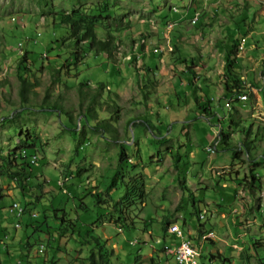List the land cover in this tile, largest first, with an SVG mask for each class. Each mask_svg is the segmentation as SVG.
Here are the masks:
<instances>
[{
  "label": "rangeland",
  "instance_id": "1",
  "mask_svg": "<svg viewBox=\"0 0 264 264\" xmlns=\"http://www.w3.org/2000/svg\"><path fill=\"white\" fill-rule=\"evenodd\" d=\"M228 2H232V8H228ZM228 2L224 5L216 0H0V150L12 151L26 137L28 143L37 139L38 149L42 148L38 157L43 159L33 168L48 180L45 198L29 206L30 214L36 216L27 212L14 217L7 207L13 201L22 205L26 199L14 190L13 182L0 178L4 189L0 195V264H23L26 259L43 264L44 258L45 264H89L91 251L97 257L93 237H110L109 244L106 240L102 244L108 254L112 244L118 246L119 255L114 258L112 249L109 261L100 264H151L142 256L161 247L155 236L162 233L163 221L175 222L180 214L183 229L174 223L169 229H179L184 238L198 247L207 264H223L221 258L228 260L225 264H264V0ZM103 3L111 14L99 23L98 35L103 36L106 28L121 29L114 31L118 45L114 60L86 47L80 51L83 58L77 63L74 43L54 15L73 8L94 11ZM175 12L187 16L174 20ZM196 13L197 22H192ZM232 38L240 41L234 49L236 54L240 53L234 67L247 80L245 86L251 96L247 94L245 100L236 98L228 109L213 84L205 85L203 80L198 87L194 84L199 75L194 68L202 70L200 76L208 72L212 77L218 69L204 70L192 64V76L181 61L192 58L199 64L198 55L206 49L213 65L221 66L222 48ZM24 53L27 64L23 65L29 72L19 64ZM132 57H136L140 71L130 65ZM146 65L151 68L148 72ZM20 74L34 83L27 102H22L19 95ZM147 79L152 86L144 98L142 87ZM191 79L195 93L189 85ZM80 83L90 86L89 90L83 88V96L79 93ZM99 83L104 85L102 90H97ZM235 101L241 102L233 108ZM115 104L118 110L114 113ZM208 104L216 111L204 117L201 111ZM53 105L61 107V113L52 110ZM89 108L96 115L86 121L83 115H89ZM223 112H228L224 120L220 119ZM115 117L117 121H113ZM103 119L117 129L118 140H113L108 131L102 137V131L95 129ZM240 124L251 127V137L257 139L254 157L258 158L247 159L240 152L231 164V149L225 150L218 144L212 154L204 150V145L218 136L220 129L233 145H239ZM120 143L126 147L132 163L140 166L142 197L124 202L126 222L118 223L117 227L122 228L119 232L113 225L102 229L96 221L105 208L96 204L93 193L104 192L109 184ZM72 159L73 163L78 161L77 167L67 166ZM212 166L217 168L211 170ZM251 167L260 174L257 188H249ZM66 173L73 176L61 187L58 181ZM180 179L190 184L189 190L202 188L193 190L191 195L183 193ZM111 191L114 198L123 192L122 188ZM53 208L58 209L59 217L65 214L66 222L62 224L66 228L59 229L61 219L53 215ZM193 208L208 211L199 221ZM233 209L236 211L231 212ZM220 212L227 214V218H221ZM111 213L117 217L112 209ZM239 216L241 219L232 223V217ZM141 219L147 220L148 225H143ZM15 222L20 226L15 228ZM131 222L133 226H128ZM220 222L226 225L221 226ZM200 223L205 229L203 234L213 232L208 237L213 239L204 241L202 249L196 236ZM142 227L148 228L149 234ZM189 230L192 237L184 235ZM5 233L9 237H4ZM242 233L246 236H240ZM3 243L9 247V254ZM139 254L142 256L135 260ZM166 261L175 264L171 258Z\"/></svg>",
  "mask_w": 264,
  "mask_h": 264
},
{
  "label": "trees",
  "instance_id": "2",
  "mask_svg": "<svg viewBox=\"0 0 264 264\" xmlns=\"http://www.w3.org/2000/svg\"><path fill=\"white\" fill-rule=\"evenodd\" d=\"M110 9L107 7L106 3L101 4L98 8H96L94 11L89 10L82 11L78 8H73L70 11H60L54 15V17H57V23L61 26H63L69 38L74 43L75 46V60L78 63L80 59L83 58V56L80 54V51L84 50V48H88L90 50L98 52H103L107 59L112 61L115 57V52L118 49L117 41H116V35L114 31L121 30L119 27H116L115 29L106 28V31L103 33V36L98 35V29L101 27L99 26V23L104 22L107 20V18L110 16ZM54 20V18H53ZM56 23V21H54ZM108 25V24H107ZM238 39H230L229 44L225 47V64H224V72L222 74L221 83L223 85L224 90V98L225 100L234 98L239 93H245L251 96L250 92L248 91L249 88L246 87L243 83L242 78H240L239 73L235 70L234 64L236 62V52L235 48H237ZM143 46L141 45V48ZM176 49V48H175ZM162 52V50L160 51ZM174 50H171V55H173ZM172 58V56H171ZM136 57L131 58L130 65L134 68L136 71H140L138 69L139 67L136 64ZM27 64L26 61V53H24L19 58V64L21 65V69H24L25 71H30L29 68L23 63ZM182 63L186 64V71L192 74V76H195V73L193 71V67L191 64V61H185L184 59L181 61ZM145 71L148 72L151 68L146 65ZM263 76V75H262ZM34 83H31L24 74L19 75V95L22 100V102H27L28 94L30 89L33 87ZM189 85L193 87V79L189 80ZM79 87V93L83 96V88L89 90L90 87L87 83H80L78 85ZM103 84L99 83L97 86V90H102ZM152 86V82L150 79H147L145 81L144 86L142 87V96L146 98L148 96V87ZM194 88V87H193ZM248 92V93H247ZM195 93V92H194ZM241 97V96H240ZM239 97V99H240ZM247 99V96H245ZM235 99V98H234ZM233 108H235L232 105ZM204 108V107H203ZM48 109V108H47ZM52 110L57 111L58 113H61L62 108L56 107L53 105ZM118 106L115 104L113 107L114 113L117 112ZM206 111V110H205ZM88 116L83 115V117L88 121L89 117L92 119H95V112L89 108L87 110ZM69 119L72 122V116L69 114ZM117 117L113 119V121H117ZM240 139H239V145H233L228 138L227 135L222 133V129L219 130L218 137H217V145L219 144L223 149H231L232 150V160L231 164L238 159L239 153L244 152L246 154L247 159L254 160L255 158H258L257 156L254 157V150H256V141L257 139L252 138V129L249 125L245 126L244 124H240ZM95 129L97 131L102 133V137H105V132H110L111 138L113 140H118V132L117 129L110 126L109 122L106 119L100 120L96 123ZM256 134V131H255ZM21 142V145L18 148L13 149L12 151H3L0 150V178H6L14 183V190H18L20 193V196L24 197L23 199H26L24 203L22 204L24 208V214L29 212L30 214V208L29 206H35L37 203H41L42 198H45V194L47 191L44 190V186L48 183L47 177L44 176L41 172H35L34 171V165L30 162L28 158H36L37 162L42 160L43 158L38 157L39 149L42 150V148L39 147V142L37 139L31 140L30 143L26 140H19ZM134 143V141H133ZM217 150V146H216ZM26 152V156H23L22 153ZM40 156V155H39ZM28 157V158H27ZM178 157V156H177ZM254 157V158H253ZM262 157L264 158V154H262ZM179 158V157H178ZM178 163V160H176ZM73 166L77 167L78 161L73 163V159L69 161L67 166ZM65 172H67L65 170ZM260 174L255 171L254 168H249V177L248 184L250 185L249 188H257L260 184V180L257 176ZM65 177V174L62 175V179ZM142 174L140 171V166L137 164L135 165L131 161V156L126 150V147L120 143L119 150L117 153V164L115 167V171L110 177L109 184L106 186V189L104 192H97L95 191L93 194L96 196V204L104 205L105 212L103 214H100L97 217V222L100 224L103 221L111 222L114 225H119L118 223H124L126 220H124L123 217H126L125 212L123 211L124 202H133L135 198H141L142 194ZM179 182H181V188L183 190V193L189 192L190 195L192 194V191L189 190L188 186L182 182L180 179ZM60 186V185H59ZM121 189L123 190L122 194L116 198H114L110 194V190L112 189ZM4 189L0 185V195ZM50 191H48L49 193ZM101 194H104V198L101 197ZM3 201V197L0 198V202ZM194 206V205H193ZM195 207V206H194ZM33 208V207H32ZM114 211L117 214V217H113ZM194 211L192 213H197L198 220L200 221L199 213L201 212L199 208H193ZM53 215L57 219H61L59 229L62 230L66 228L65 223L66 220L64 218L65 214L61 215L59 217L57 215L58 209H52ZM258 212H261V209H258ZM191 213V214H192ZM44 218H47L45 214H43ZM142 220V219H141ZM134 222V220H132ZM131 222V225L129 223L128 226H133ZM146 225L147 220L143 221ZM69 224L71 226H74L71 221H69ZM127 224V223H126ZM170 223L168 222V219L164 220L161 226V230L163 234L167 232V228ZM32 226V225H30ZM33 230H36L35 226H32ZM16 228V227H15ZM145 230V228L143 229ZM203 224H199L197 230H196V236L201 239V236L204 232ZM204 235V234H203ZM51 237V236H49ZM96 245H97V257L96 253L91 251L88 260L89 264H100V263H107L109 261V255L113 252L112 248H110V253L108 254L105 252V240L100 237H93L92 238ZM210 239H204V241H209ZM195 246V245H193ZM197 247V246H195ZM198 248V247H197ZM158 251L165 253L163 246L157 249ZM104 251V252H103ZM103 252V253H102ZM201 252V251H200ZM200 263L201 264H207L204 261L205 256L200 253ZM136 260V259H135ZM221 263L225 264V261L223 258H221ZM175 262V261H174ZM23 264H33L29 259H26ZM53 264V263H51ZM176 264V263H175Z\"/></svg>",
  "mask_w": 264,
  "mask_h": 264
},
{
  "label": "crops",
  "instance_id": "3",
  "mask_svg": "<svg viewBox=\"0 0 264 264\" xmlns=\"http://www.w3.org/2000/svg\"><path fill=\"white\" fill-rule=\"evenodd\" d=\"M217 2H222L224 5L226 4L227 5V2L228 1H230V0H216ZM254 1V3H257V2H259V0H253ZM237 3L235 2L234 3V5H236ZM254 5V4H253ZM252 5V6H253ZM232 6H233V4H232V2H228V8H232ZM251 8H249V10H250ZM175 11H178V9H175ZM244 12V11H243ZM213 13L215 14V9L213 10ZM186 16H187V14H182V13H176L175 12V17H174V20H181V19H183V18H186ZM195 16V15H194ZM194 16H193V18H191L192 19V22L194 21H196V20H194ZM197 22V21H196ZM240 42V41H239ZM242 45V44H241ZM240 47V46H239ZM243 47V46H242ZM256 48V46H254V49ZM223 50H222V52H221V55H222V64H221V66H218V65H213V61H211V60H209V58H208V54L206 53V49L205 50H202V52H201V54H199L198 55V57H200L201 58V60H200V63L199 64H195L194 63V61H193V59L192 58H190V61H191V64H193V65H195V66H200L199 67V69H201V68H203L204 70H209V69H211V71H213L214 70V68H217L218 69V74H221V75H218L217 73H215V72H213V76L214 77H212L211 76V74H209L208 72H206V75H204V76H200V74H201V71L202 70H196V68H194L195 69V71L196 72H198L199 73V75L197 76V78H196V82H194V84L195 85H197V87H198V82H200V81H204V83H205V85H211V84H213L215 87H216V89H217V91H218V93H219V95H220V97H222V98H224V90H223V85H222V83H221V79H222V74H223V72H224V64H225V60H224V58H225V45L223 46V48H222ZM240 55V53H237V56L236 57H238ZM203 58H206V60H203ZM237 59V58H236ZM241 59H243V60H248V58L246 57V56H241ZM256 60V59H255ZM256 62H254V64H255ZM214 66V67H213ZM254 66V65H253ZM252 68V67H251ZM252 70H253V68H252ZM252 70H250V71H252ZM238 73H239V75H240V78H242V80H243V83H244V85H246L247 83V80L243 77V75H242V73H241V71H237ZM248 71H245V73H247ZM172 77V76H171ZM168 84L169 85H172L173 83H170V82H168ZM246 86H248V85H246ZM172 87H173V85H172ZM192 89H193V91L194 92H196L195 90V88H193V87H191ZM198 89V88H197ZM173 94H175L176 96H178L177 95V93H176V91L173 89ZM239 97L240 96H235L234 98L236 99H239ZM234 98H231V99H229V105H226L225 106V108H228V109H230V107H231V103H232V101L233 100H235ZM225 99V98H224ZM240 100V99H239ZM237 102H241V101H235L234 103H233V106H235V103H237ZM225 105V104H224ZM206 110V111H205ZM214 111H216L215 109H212V107H211V105L210 104H208V106L207 107H204V108H202V114H203V116L204 117H210V116H212L215 112ZM229 111V110H228ZM228 113V112H227ZM227 113H222L223 114V117H220V119H222V120H224V119H226V115H227ZM256 130H257V128H256ZM204 147H205V145H204ZM203 147V148H204ZM204 150L206 151V147L204 148ZM223 166H225V165H222V166H220V167H223ZM214 168H217L216 166H212L211 167V170L212 169H214ZM71 176H73L72 174L70 175V174H65V177L63 178V179H61V180H59V181H61V184H60V186L62 187L63 186V184H64V182H66V181H68L69 180V178L71 177ZM59 185V184H58ZM186 185L188 186V188H191L190 187V184L189 183H186ZM223 185V187H225L226 185L225 184H222ZM202 188V186H197V187H194L193 189H190L191 191H195L196 192V190L197 189H201ZM226 188H230V187H226ZM112 193V191L110 190V194ZM233 198V197H232ZM14 202V201H13ZM12 202V203H13ZM16 202H18V201H16ZM209 202V201H208ZM11 203V204H12ZM209 205L211 204V203H208ZM200 209V208H199ZM201 209H203V208H201ZM200 209V210H201ZM206 208H205V210H201L202 212H204L205 214H204V217H205V215H206ZM49 211V210H48ZM208 211V210H207ZM234 211H236L235 209H233V210H231V212H234ZM243 212H245V210L243 211ZM211 214H214V212H211ZM36 215L34 214V217H35ZM220 216H221V218H227V214H225L224 212H220ZM181 218V214H180V216L179 217H177V219H175L176 221L175 222H172V223H174V224H177L181 229H183V226H182V224H180V222H179V219ZM203 219V218H202ZM238 219H241V217L239 216L237 219L235 218L234 219V217H232V220H233V222L232 223H235V222H237V220ZM143 221H144V219H142ZM141 220V221H142ZM169 220H171V219H169ZM228 221H229V217H228ZM171 222H170V224H172ZM221 223V222H220ZM219 223V224H220ZM224 223V222H223ZM223 223H221L220 225L222 226V224ZM169 224V225H170ZM173 224V225H174ZM225 225H226V223H224ZM99 225H101L102 226V229H104L105 228V226L106 225H113V226H115V228H117V230L120 232V231H122V228H118L117 227V225H114L113 223H111V222H107V221H103L102 223H100ZM143 225H145V224H143ZM146 225H148V222H146ZM169 227V226H168ZM177 227V226H176ZM106 229V228H105ZM142 229H143V227H142ZM146 230V232L149 234V229L147 228V229H145ZM184 232V231H183ZM208 232H211V233H208ZM207 233V235H202L201 236V239H200V247H201V249L202 248H204V246H205V244L206 243H204V239L203 238H208V237H210L211 236V234L213 233L212 231H208ZM151 234V233H150ZM188 234H190V236H191V233H190V230L189 231H187L186 233H184V235L185 236H187ZM183 235V234H182ZM243 235H245L246 236V233H242L240 236H243ZM4 237H9V235H7V233H5V236ZM112 237V236H111ZM156 237V240H158L159 241V243H161V247L162 246H164V243L165 242H167V232H165V234H163V232L162 233H160V236H155ZM192 237V236H191ZM100 238H102V237H100ZM217 238H220V237H217ZM102 239H104V238H102ZM209 239H213V238H209ZM107 242V244H109V242H110V237H106V239H105ZM199 240V239H198ZM3 245H4V250H5V252H6V254H9V251H10V249H9V247L7 246V245H5L4 243H3ZM113 246H111V248L112 249H114V252H113V257L115 258V257H117L118 255H119V251H118V246L117 245H114V244H112ZM151 248H153L152 246H151ZM198 249V248H197ZM45 256H47V255H45ZM110 256H112V253H111V255ZM139 256H142V255H137L136 257H135V259L137 260V258L139 257ZM142 257H146V258H148V260L150 261V263L151 264H170L168 261H166V259H172V260H174L173 259V257L171 256V255H166L165 253H162V252H160V251H158L157 249H155L153 252L151 251V252H149V253H147V254H145V255H143ZM46 259H47V257H46ZM56 259V258H55ZM54 259V260H55ZM140 259V258H139ZM156 259H158V260H156ZM197 260L198 259H196L195 260V262L193 263V264H196V262H197ZM45 258L43 259V264H45ZM35 262H39V260H37L36 259V261ZM68 264H71V262L70 263H68Z\"/></svg>",
  "mask_w": 264,
  "mask_h": 264
},
{
  "label": "built area",
  "instance_id": "4",
  "mask_svg": "<svg viewBox=\"0 0 264 264\" xmlns=\"http://www.w3.org/2000/svg\"><path fill=\"white\" fill-rule=\"evenodd\" d=\"M197 19V13L194 17V20ZM236 96H247L245 93L237 94ZM229 105V99L225 101V105ZM217 134L209 141L205 147L206 152L208 154H212L216 151V145L218 143L217 141ZM23 156H26V152L22 153ZM28 158V157H27ZM31 163L37 164V157L36 158H28ZM58 183H61V181H58ZM8 213L14 215V217H19L24 214V208L23 207H13L11 204L7 207ZM204 212L199 213L200 219L204 218ZM34 216V214H32ZM19 222L14 223V227H19ZM136 242V241H134ZM43 246L41 245L39 248V251L41 252L43 249ZM164 251L166 255H171L175 261L176 264H184V263H191V259H199L200 263V257H190L187 256V249L190 248H197L195 246H189L188 242L185 238H182V232L179 229H168L167 228V242L164 243Z\"/></svg>",
  "mask_w": 264,
  "mask_h": 264
},
{
  "label": "bare ground",
  "instance_id": "5",
  "mask_svg": "<svg viewBox=\"0 0 264 264\" xmlns=\"http://www.w3.org/2000/svg\"><path fill=\"white\" fill-rule=\"evenodd\" d=\"M245 96H241L240 97V100H245ZM13 207H22L21 204L15 202V203H12L11 204ZM182 238H184V236L182 235ZM186 239V238H185ZM186 241L188 242L189 246H193V244L188 240L186 239ZM187 256H190V257H199L200 256V250L197 249V248H190V249H187ZM196 259H191V263H184V264H193L195 262Z\"/></svg>",
  "mask_w": 264,
  "mask_h": 264
}]
</instances>
